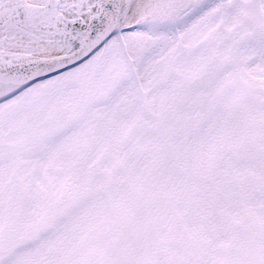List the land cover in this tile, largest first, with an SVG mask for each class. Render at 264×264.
<instances>
[{
  "label": "flooded vegetation",
  "instance_id": "obj_1",
  "mask_svg": "<svg viewBox=\"0 0 264 264\" xmlns=\"http://www.w3.org/2000/svg\"><path fill=\"white\" fill-rule=\"evenodd\" d=\"M212 17L176 39L126 34L130 67L109 43L56 82L75 88L49 118L39 96L16 123L18 101L0 109V132L7 124L25 157L21 171L13 150L0 156V242L54 226L39 264H264V18L234 7L228 39ZM82 114L93 126L86 147L73 138L63 195L47 180L63 170L45 164V142ZM87 191L103 198L78 201Z\"/></svg>",
  "mask_w": 264,
  "mask_h": 264
},
{
  "label": "water",
  "instance_id": "obj_2",
  "mask_svg": "<svg viewBox=\"0 0 264 264\" xmlns=\"http://www.w3.org/2000/svg\"><path fill=\"white\" fill-rule=\"evenodd\" d=\"M134 0H0V32L21 44H47L51 54L14 52L0 41V89L16 91L78 63L119 27Z\"/></svg>",
  "mask_w": 264,
  "mask_h": 264
},
{
  "label": "rangeland",
  "instance_id": "obj_3",
  "mask_svg": "<svg viewBox=\"0 0 264 264\" xmlns=\"http://www.w3.org/2000/svg\"><path fill=\"white\" fill-rule=\"evenodd\" d=\"M192 14H193L192 12L188 13L189 16L192 15ZM48 82H49V80L36 83V84L32 85L34 87L32 90H27L20 97L13 98V99L1 104L0 106L5 105V104H9V102L10 103L16 102L18 100H21V98H23L25 96L27 98L31 93H33L34 91L39 89L41 86H47ZM43 97H45V96H43ZM46 100H47V107L49 109L50 107L55 106L57 104V101L59 102V96L58 95H54V96L46 97ZM54 100H56V101H54ZM37 106H38V104L36 105V107ZM21 116H23V114L20 115V114L15 113V115L13 116V120L15 121V123L18 122V120L20 119ZM47 124H48V128L51 129L52 126H51V123L48 122V120H47ZM80 124L82 126V123H80ZM6 125L1 129V132H0L1 134H3L4 132L7 131ZM81 126L79 127V125H77V126L73 127L72 130H69L68 132L63 133L62 135H54L55 137L53 138V140H50L46 144V148H45V151H44L45 164L60 166L62 168V170L64 171V174H62L60 179H59L60 188H62V186H64L68 182V180L70 178V174H71L70 170H71V167L73 165V159H71V158L67 159L66 162L60 161L59 158H58L59 148L61 147V145H64L65 143H67L70 148H73L74 145L76 144L72 140V136L75 133L73 131L74 130L75 131L78 130V132L81 133V134H83V133H85L87 131L88 125H86L85 128H81ZM79 136H80V134H79ZM17 138L18 137L16 136V134L13 135L12 138H10L5 133V136H3L2 139H1L2 141H0V147H4V149H6L5 148L6 143H9V142H14V144H16ZM38 161H39V156L37 155V157H36V164L37 165H38ZM65 171H66V173H65ZM48 177L51 179V176L49 174H48ZM52 182H53V180H52ZM91 195L92 194H90L89 196L85 197L84 200H82V201H86V199L91 198ZM2 244L4 246H7L6 245L7 244L6 240H4L2 242ZM7 248H8L7 249V254H8L7 258H11V260L10 261H6L5 263H2V264H9L10 262H12L13 264H25L28 259L25 258L23 253L24 252L33 251V249H29V248L25 250L22 247H20V246H18L16 244H12V243H9ZM37 258H38V253H34V261H37Z\"/></svg>",
  "mask_w": 264,
  "mask_h": 264
},
{
  "label": "bare ground",
  "instance_id": "obj_4",
  "mask_svg": "<svg viewBox=\"0 0 264 264\" xmlns=\"http://www.w3.org/2000/svg\"><path fill=\"white\" fill-rule=\"evenodd\" d=\"M29 4H36L38 0H25ZM67 1V0H60ZM220 0H209L210 6L217 5ZM198 0H137L134 8L130 12L129 16L125 20V25L138 24L141 29H146L150 26H155L160 23H167L174 17H178L185 10V8L193 7ZM0 38L4 42H9L14 39L8 33L0 32ZM10 43V42H9ZM19 48H23L18 52L28 53L32 55H46L53 52L47 44L32 45L24 44L19 45ZM26 50V52H25ZM2 90H0V95Z\"/></svg>",
  "mask_w": 264,
  "mask_h": 264
}]
</instances>
